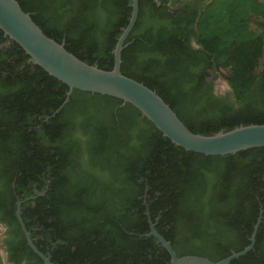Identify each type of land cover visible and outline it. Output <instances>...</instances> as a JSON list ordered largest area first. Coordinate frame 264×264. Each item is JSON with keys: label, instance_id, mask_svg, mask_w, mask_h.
Listing matches in <instances>:
<instances>
[{"label": "trees", "instance_id": "trees-1", "mask_svg": "<svg viewBox=\"0 0 264 264\" xmlns=\"http://www.w3.org/2000/svg\"><path fill=\"white\" fill-rule=\"evenodd\" d=\"M15 1L67 52L111 69V51L127 23L130 0ZM140 1L120 51L122 75L153 90L193 133L264 122L263 1L207 0L195 13L198 50L188 48L174 28L132 35ZM5 40L0 208L18 248L43 264L25 243L15 200L32 243L52 264H167L165 249L146 235L145 211L177 256L217 261L249 243L261 210L252 248L227 264H264L263 146L224 155L184 150L129 103L97 93L108 105L101 111L109 113L111 124L91 130L83 124L75 140L68 139L59 117L67 86L28 60L0 29V43ZM199 55L226 81L232 103L218 107L193 98L196 85L184 62Z\"/></svg>", "mask_w": 264, "mask_h": 264}, {"label": "water", "instance_id": "water-1", "mask_svg": "<svg viewBox=\"0 0 264 264\" xmlns=\"http://www.w3.org/2000/svg\"><path fill=\"white\" fill-rule=\"evenodd\" d=\"M129 6L127 23L120 29L111 51L113 61L110 70H102L94 64H87L67 52L62 43H57L44 35L30 19L29 14L22 11L15 0H0V29L23 49L29 57L28 60L67 86L64 102L71 89L120 99L121 104L129 103L136 108L140 115L150 121L170 142L195 153L224 155L248 148L264 147V122L237 125L231 129H220L208 135L193 133L182 124L169 106L153 90L120 73V51L123 41L135 21L137 0H130ZM57 110L58 108L52 114ZM14 214L31 251L41 259L43 264H52L48 256L40 252L32 243L20 218V201L15 203ZM145 214L148 222L146 235L153 236L155 242L165 249L169 256L167 264H227L230 260L243 255L252 248L256 229L261 220V210H259L252 226L249 243L246 246L217 261H212L194 254L177 256L168 241L154 229V224L150 221L147 211Z\"/></svg>", "mask_w": 264, "mask_h": 264}, {"label": "flooded vegetation", "instance_id": "flooded-vegetation-1", "mask_svg": "<svg viewBox=\"0 0 264 264\" xmlns=\"http://www.w3.org/2000/svg\"><path fill=\"white\" fill-rule=\"evenodd\" d=\"M57 1L68 4L72 0ZM91 1L103 2L104 0ZM151 1H155V4L152 5ZM47 2L52 1L47 0ZM205 2L206 0H141V17L132 31V35L153 32L158 27H162L163 29L174 28L179 31L178 33L181 38L187 40L188 48L198 50L199 48L193 43L195 13ZM8 43L9 40L1 42L0 48L6 47ZM187 63L191 66V75L194 79L192 83L196 85L195 90L197 91V95H194L193 98L198 103L201 100L208 101L210 105L218 107L224 106L226 103H232V94L226 81L213 68L207 65V60L204 56L199 55L193 58L192 61L186 60L184 66ZM67 90L68 88L65 90V97ZM64 99L62 101V112L59 117L64 124V130L67 129L68 139L75 140L80 131L79 128L83 124H88L89 130L96 125L107 126L111 124L109 113L101 111V108H105L104 106L108 105L105 103V100L94 96V93L79 89L73 91L71 89L65 102ZM123 104L120 103V105ZM45 186L44 184L42 188H45ZM32 192H34V189H32ZM16 201L20 200H15L14 205ZM3 215L4 211L0 208V264H37L35 259L29 257L25 249L18 248L17 243L19 239L14 234L13 226L4 221L6 219L3 218ZM178 225H182V222H179ZM7 230L9 231L8 233ZM262 246L264 247V238ZM45 249H49V246L46 245Z\"/></svg>", "mask_w": 264, "mask_h": 264}, {"label": "rangeland", "instance_id": "rangeland-1", "mask_svg": "<svg viewBox=\"0 0 264 264\" xmlns=\"http://www.w3.org/2000/svg\"><path fill=\"white\" fill-rule=\"evenodd\" d=\"M207 1V0H206ZM261 1H263L264 2V0H261Z\"/></svg>", "mask_w": 264, "mask_h": 264}]
</instances>
